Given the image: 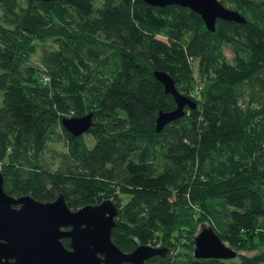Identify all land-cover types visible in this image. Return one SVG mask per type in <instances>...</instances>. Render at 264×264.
Listing matches in <instances>:
<instances>
[{
    "label": "trees",
    "instance_id": "trees-1",
    "mask_svg": "<svg viewBox=\"0 0 264 264\" xmlns=\"http://www.w3.org/2000/svg\"><path fill=\"white\" fill-rule=\"evenodd\" d=\"M221 2L246 21L210 30L188 6L146 0H0L5 190L63 193L73 209L113 199L122 250L164 248L145 264H264V0ZM156 69L197 102L160 130L176 101ZM90 111L79 135L61 122ZM203 224L237 254L196 257Z\"/></svg>",
    "mask_w": 264,
    "mask_h": 264
},
{
    "label": "water",
    "instance_id": "water-1",
    "mask_svg": "<svg viewBox=\"0 0 264 264\" xmlns=\"http://www.w3.org/2000/svg\"><path fill=\"white\" fill-rule=\"evenodd\" d=\"M153 5L181 4L200 13L208 29L214 30L218 18L246 21L236 8L221 0H146ZM170 92L176 106L160 110L156 129L185 113V107H195L194 98L182 93L174 77L167 71L154 70ZM93 112L67 115L61 118L65 128L75 135L86 132L92 123ZM118 208L111 198L71 208L63 193L52 200H40L30 193L15 196L4 188L0 171V264H145L149 257L163 253L164 248L150 243L138 244L130 251L122 250L112 239V227ZM70 238L67 247L62 237ZM196 257L229 258L237 250L227 244L211 225H201L195 235Z\"/></svg>",
    "mask_w": 264,
    "mask_h": 264
},
{
    "label": "rangeland",
    "instance_id": "rangeland-1",
    "mask_svg": "<svg viewBox=\"0 0 264 264\" xmlns=\"http://www.w3.org/2000/svg\"><path fill=\"white\" fill-rule=\"evenodd\" d=\"M223 48H224V52H225L227 58L228 59H232V57H233L232 48L229 45H227V44H225ZM39 56H40V49L35 54H33L32 62L37 64V65H39V66H42L41 63H40ZM0 103H2V96H0ZM85 137L87 139H91V137H89L88 135H85ZM91 141H92V139H91ZM48 147L49 148L50 147L56 148V150L65 149V145H64L62 140L49 141ZM46 157H47V155H46ZM57 163H58V160L56 159L53 165L56 166Z\"/></svg>",
    "mask_w": 264,
    "mask_h": 264
},
{
    "label": "flooded vegetation",
    "instance_id": "flooded-vegetation-1",
    "mask_svg": "<svg viewBox=\"0 0 264 264\" xmlns=\"http://www.w3.org/2000/svg\"><path fill=\"white\" fill-rule=\"evenodd\" d=\"M66 240L67 242H64V240ZM62 241H63V243L67 246V247H71V245H70V238L69 237H62ZM102 264H113V263H107V262H102ZM120 264H122V263H120ZM133 264V263H132Z\"/></svg>",
    "mask_w": 264,
    "mask_h": 264
},
{
    "label": "built area",
    "instance_id": "built-area-1",
    "mask_svg": "<svg viewBox=\"0 0 264 264\" xmlns=\"http://www.w3.org/2000/svg\"><path fill=\"white\" fill-rule=\"evenodd\" d=\"M199 87H201V86L199 85ZM196 91H198V89H196Z\"/></svg>",
    "mask_w": 264,
    "mask_h": 264
}]
</instances>
